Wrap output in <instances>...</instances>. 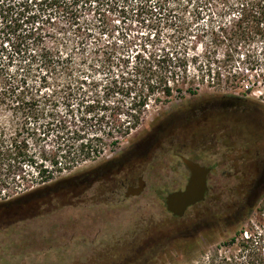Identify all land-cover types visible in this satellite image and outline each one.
I'll return each instance as SVG.
<instances>
[{
  "label": "rangeland",
  "instance_id": "rangeland-1",
  "mask_svg": "<svg viewBox=\"0 0 264 264\" xmlns=\"http://www.w3.org/2000/svg\"><path fill=\"white\" fill-rule=\"evenodd\" d=\"M237 1L0 0V68L11 77L40 84L29 55L27 65L3 55L9 33H30L25 46L40 39L74 59L69 77L50 78L41 90L46 98L30 119L7 107L0 112L8 133L18 134L38 165L69 155L71 144L99 138L109 145L114 138L107 133L129 125L132 103L148 95L149 82L183 90L159 103L165 99L157 86L139 128L54 183L41 189L0 187V264H248L240 245L250 238L264 252V192L234 223L245 196L239 185L231 192L232 181L221 173L227 168L216 169L208 200L185 217H174L166 207L167 196L183 190L190 178L179 156L216 166L215 141L226 120L252 105L264 110L262 68L248 70L243 59L261 46L240 48L229 59L230 48L221 43L239 18ZM225 113L230 116H221ZM75 132L85 139L75 141ZM163 136L159 150L143 163H127L117 177L123 182L142 175L148 186L142 200L104 199L96 206L101 191L116 187L108 181L73 206L70 198L54 193L107 162H115L108 167L114 174L118 161L139 158L135 151H145ZM25 164L23 175H35L36 165ZM0 177L10 175L0 167Z\"/></svg>",
  "mask_w": 264,
  "mask_h": 264
},
{
  "label": "trees",
  "instance_id": "trees-1",
  "mask_svg": "<svg viewBox=\"0 0 264 264\" xmlns=\"http://www.w3.org/2000/svg\"><path fill=\"white\" fill-rule=\"evenodd\" d=\"M236 9L238 10L239 18L232 23L230 31H224L221 43L230 48L229 59L234 58L240 48L247 50L246 48L252 46V44L260 45L259 50H248L244 54L243 59H245L244 62L248 66V70L253 71L258 67L262 68L264 83V0H238ZM9 35L11 36L3 43V55L9 58L10 63L17 58L16 60L19 61L20 65L26 63L29 55L32 58L29 60V66L35 65L37 69L32 72L38 73L33 78H39L40 84L31 86L27 77L22 76L19 80L15 77V79L9 75L4 67H1L0 76L2 75L3 77L0 81V112L4 107L14 111H23L26 117L24 119L28 120L31 118L30 115L32 113L36 114L40 111L41 103L46 98V96L42 97L41 90L48 88L51 79L69 77L74 68V59L72 55L65 54L59 47H46L40 39H35L29 45L35 49H31L28 45L25 46L24 41L31 39L30 33H27L24 37L22 35L16 36L15 33H9ZM6 43L8 46L5 49L4 45ZM8 47L10 50H8ZM19 69L25 71L26 68L21 66ZM163 72L168 73L169 71L164 69ZM31 73L30 76L32 75ZM157 86L162 88L161 92L165 99L164 101L157 99L159 103L172 99L176 91L180 94L183 93L182 89L175 90L171 86L163 85V87L162 84ZM157 86L150 82L145 86L148 95L141 97L139 100L135 99L132 103V114L128 119L130 121H127L129 125L127 127L125 125L118 127L115 133L113 131L107 133L106 136L108 138H114V141L109 145L99 138L91 139L87 142L83 141L79 147L71 144L66 147L69 150V155H63L61 159H53L50 162V166L44 163L38 165L31 161L26 143L19 139L18 134L8 133L0 116V167L4 168L10 175L7 178L0 177V187L15 189L21 186L32 187L37 185L41 189L54 183L65 173L74 171L82 163L99 159L109 147L116 148L119 145V138H127L134 130L139 128L145 110L149 106V97L158 88ZM74 136L77 142L85 139L77 132L74 133ZM117 136L119 137L117 138ZM94 141L98 143L93 144ZM138 151L141 153L143 150ZM26 161L30 162L32 168L36 165L35 175H23V164L26 165ZM258 246L259 244L255 245L251 238L240 245L243 253L248 252V264H264V252ZM242 257L243 254L240 255V258ZM224 262H226V259Z\"/></svg>",
  "mask_w": 264,
  "mask_h": 264
},
{
  "label": "flooded vegetation",
  "instance_id": "flooded-vegetation-1",
  "mask_svg": "<svg viewBox=\"0 0 264 264\" xmlns=\"http://www.w3.org/2000/svg\"><path fill=\"white\" fill-rule=\"evenodd\" d=\"M251 107L252 109L250 108V111H237L231 115V119L226 120L228 126L220 129L215 141L216 154L219 159L216 166L206 167L211 169V173L208 176L209 190L203 203L208 200L209 193L212 189V184H210V181H212L210 179L211 175L215 173L216 169L222 167L227 168V170L221 172L222 175L228 177L232 181L231 192L234 191L233 187H238V185L243 190L245 201L240 206V209L234 212L235 215L231 219L234 223H237L242 217H244V214L254 206L257 199H259L264 192V119L261 120V118H257L259 115L264 118V110L258 105H252ZM221 116L229 117L230 114L225 113L224 115L221 114ZM158 128L159 127H157V129ZM166 137L167 136L159 137L160 139H157V137L154 145L145 148V151H142L140 154L139 151H135V153L138 152V156H140L139 158L133 160L126 159L121 162L118 161V163L116 162L117 164L115 165H119V169L115 171L114 174L108 173V167L115 162H107L100 168L92 169L81 176L75 177L76 182L73 186L66 185L61 189L63 191L57 190L54 193L57 197L63 195L64 197L70 198L69 204L73 206L76 202L81 204L79 201H82L87 194L93 192V190L96 189L95 187L108 181L114 183L116 187L111 191H101L100 200L95 202L96 206L104 205L105 201H108L107 203L115 202L114 200L118 198H121L123 202H131L139 199L142 200L148 190L147 183L142 175L135 178L134 181H128V179L124 178L123 182L118 181L117 177L124 172L127 163H143L147 157H151L154 152L160 149L162 141ZM179 158L182 161V158L185 157L179 156ZM140 178L146 183L143 192L139 196L127 197L128 188L138 187V180ZM236 197L239 199V197L243 196L236 195ZM48 198H50L51 201V195H45L47 201ZM104 199L106 200L104 201ZM238 204L239 203L237 202V205Z\"/></svg>",
  "mask_w": 264,
  "mask_h": 264
},
{
  "label": "water",
  "instance_id": "water-1",
  "mask_svg": "<svg viewBox=\"0 0 264 264\" xmlns=\"http://www.w3.org/2000/svg\"><path fill=\"white\" fill-rule=\"evenodd\" d=\"M182 161L190 172V179L184 190L170 193L166 198V207L169 213L176 218H183L188 210L201 204L206 199L208 193V176L211 169L201 166L192 160L182 158ZM142 178L138 180V187L128 188L127 197L139 196L145 186Z\"/></svg>",
  "mask_w": 264,
  "mask_h": 264
}]
</instances>
